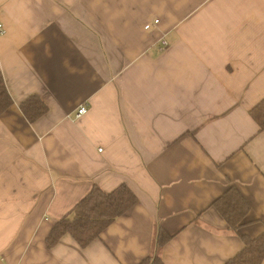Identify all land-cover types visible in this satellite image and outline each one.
<instances>
[{
	"label": "crops",
	"instance_id": "1",
	"mask_svg": "<svg viewBox=\"0 0 264 264\" xmlns=\"http://www.w3.org/2000/svg\"><path fill=\"white\" fill-rule=\"evenodd\" d=\"M0 22V264H226L264 232V0H0ZM121 186L137 203L99 239L47 247ZM233 191L249 210L230 230L213 203Z\"/></svg>",
	"mask_w": 264,
	"mask_h": 264
},
{
	"label": "trees",
	"instance_id": "2",
	"mask_svg": "<svg viewBox=\"0 0 264 264\" xmlns=\"http://www.w3.org/2000/svg\"><path fill=\"white\" fill-rule=\"evenodd\" d=\"M12 105L13 102L0 74V115ZM20 111L29 123H33L46 114L47 107L41 100L33 97L20 105ZM249 115L260 131H264V99L249 112ZM136 203L135 195L126 186H121L110 193H104L94 187L67 216L54 224L46 239L47 247L53 248L63 236L69 235L80 248H86L99 239L101 233L113 221L124 215ZM213 208L228 228L235 230L246 217L249 205L239 193L233 191L215 201ZM168 239L169 236L159 231L156 237L157 249L162 248ZM240 239L243 242L242 250L226 264H261L264 259V232L256 238L240 236ZM140 264L163 263L155 255L146 258Z\"/></svg>",
	"mask_w": 264,
	"mask_h": 264
},
{
	"label": "built area",
	"instance_id": "3",
	"mask_svg": "<svg viewBox=\"0 0 264 264\" xmlns=\"http://www.w3.org/2000/svg\"><path fill=\"white\" fill-rule=\"evenodd\" d=\"M158 24V21H154L153 25H157ZM148 28V27H147ZM4 32V28H3V25L1 24L0 22V35L3 34ZM160 45H161V48L160 50L164 49L167 47V42L164 40V39H161L160 41ZM87 113V108H86V105H80L76 112L74 113V120H79L81 119L85 114Z\"/></svg>",
	"mask_w": 264,
	"mask_h": 264
},
{
	"label": "rangeland",
	"instance_id": "4",
	"mask_svg": "<svg viewBox=\"0 0 264 264\" xmlns=\"http://www.w3.org/2000/svg\"><path fill=\"white\" fill-rule=\"evenodd\" d=\"M153 24V23H152ZM155 26V25H154Z\"/></svg>",
	"mask_w": 264,
	"mask_h": 264
}]
</instances>
